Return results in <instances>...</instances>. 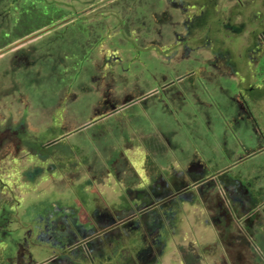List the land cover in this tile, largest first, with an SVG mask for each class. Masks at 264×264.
<instances>
[{"label":"rangeland","instance_id":"rangeland-1","mask_svg":"<svg viewBox=\"0 0 264 264\" xmlns=\"http://www.w3.org/2000/svg\"><path fill=\"white\" fill-rule=\"evenodd\" d=\"M263 27L264 0H0V264H264Z\"/></svg>","mask_w":264,"mask_h":264},{"label":"crops","instance_id":"crops-1","mask_svg":"<svg viewBox=\"0 0 264 264\" xmlns=\"http://www.w3.org/2000/svg\"><path fill=\"white\" fill-rule=\"evenodd\" d=\"M248 115V114H247ZM228 127L229 128H234L235 127V123L234 122H231L229 125H228ZM264 142V141H263ZM225 149H228L227 147H226V144H224V149H221L220 148V150L221 151H224ZM206 151V150H205ZM212 151V150H211ZM212 155H213V152H211V158L209 159V160H203V159H201V157L200 156H197V155H192L193 156V158H196V159H200V160H202L203 161V163L205 164V165H207V167H204L203 166V168L204 169H208L209 171H214V170H217V168H216V164H215V162H211V160H214V161H216V159L217 158H214V157H212ZM191 157V156H190ZM220 157V156H219ZM218 157V158H219ZM189 158H187V160H188ZM223 236V238L222 239H224V237H226L227 239H232L231 237H234V239H233V241L234 240H236L237 238L238 239H240V236L238 237H235V235H231L230 237H228L229 235H214V238H217V239H220V237H222ZM250 238H251V235H248ZM254 236V235H253ZM189 237H190V235H189ZM190 238H185V241H188ZM258 240L260 241V246L261 247H263L264 246V235H260L259 236V238H258ZM188 249V247L187 246H185V250H187ZM235 250V249H234ZM230 255H232V256H236V254L233 252V254L231 253ZM167 259V258H166ZM155 264H157V261H155L154 262ZM145 264H152V262H145Z\"/></svg>","mask_w":264,"mask_h":264},{"label":"flooded vegetation","instance_id":"flooded-vegetation-1","mask_svg":"<svg viewBox=\"0 0 264 264\" xmlns=\"http://www.w3.org/2000/svg\"><path fill=\"white\" fill-rule=\"evenodd\" d=\"M261 34H262V36L260 35V37H261V39L263 40V42H264V27H263V29L261 30V32H260ZM201 169H204L203 167H201ZM205 170H208V169H205ZM176 176V178L175 179H177V180H180V181H185V169H184V171H183V173H182V175L179 177V175L178 174H176L175 175ZM250 205H248V206H246V209L249 207ZM253 214L251 215V216H253L254 218H255V212H252ZM263 215V214H262ZM251 218V217H250ZM263 218H264V216H263ZM251 222V224H252V222H253V220H251L250 221ZM260 222H261V220H260ZM153 244L155 243L154 241L152 242Z\"/></svg>","mask_w":264,"mask_h":264},{"label":"trees","instance_id":"trees-1","mask_svg":"<svg viewBox=\"0 0 264 264\" xmlns=\"http://www.w3.org/2000/svg\"><path fill=\"white\" fill-rule=\"evenodd\" d=\"M258 223H260V220L259 221H257Z\"/></svg>","mask_w":264,"mask_h":264}]
</instances>
